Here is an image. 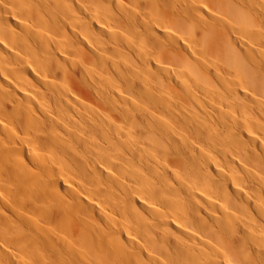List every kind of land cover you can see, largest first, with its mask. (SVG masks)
I'll return each mask as SVG.
<instances>
[{"label": "bare ground", "instance_id": "1", "mask_svg": "<svg viewBox=\"0 0 264 264\" xmlns=\"http://www.w3.org/2000/svg\"><path fill=\"white\" fill-rule=\"evenodd\" d=\"M0 264H264V0H0Z\"/></svg>", "mask_w": 264, "mask_h": 264}]
</instances>
